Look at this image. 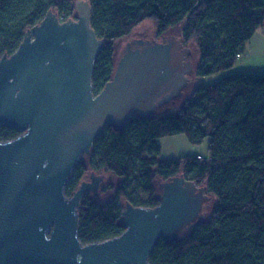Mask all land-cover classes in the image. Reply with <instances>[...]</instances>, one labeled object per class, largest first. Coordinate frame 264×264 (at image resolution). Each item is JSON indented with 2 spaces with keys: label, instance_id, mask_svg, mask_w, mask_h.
Returning a JSON list of instances; mask_svg holds the SVG:
<instances>
[{
  "label": "trees",
  "instance_id": "obj_1",
  "mask_svg": "<svg viewBox=\"0 0 264 264\" xmlns=\"http://www.w3.org/2000/svg\"><path fill=\"white\" fill-rule=\"evenodd\" d=\"M73 1L0 0V56L14 52L26 30L50 9L62 20L75 18ZM89 1L92 26L105 39L93 74L96 93L114 74L117 42L147 19L154 21L158 35L184 23V39L199 44L197 71L203 75L232 67L264 22V0ZM176 134L196 143L208 138L209 158L161 157L159 138ZM18 135L17 128L0 125V140ZM88 172H108L119 183L106 201L82 198L79 236L84 242L120 235L127 201L155 206L159 181L184 173L205 185L212 199L183 239L158 240L151 264H264V75L230 74L199 84L176 110L106 126L71 173L68 195Z\"/></svg>",
  "mask_w": 264,
  "mask_h": 264
},
{
  "label": "water",
  "instance_id": "obj_2",
  "mask_svg": "<svg viewBox=\"0 0 264 264\" xmlns=\"http://www.w3.org/2000/svg\"><path fill=\"white\" fill-rule=\"evenodd\" d=\"M73 4L75 18L50 9L14 52L0 56V125L20 131L0 140V264H151L159 239L180 241L205 216L212 199L205 185L184 173L163 180L159 204L127 201L124 231L90 243L79 236V207L94 182L83 180L71 196L65 186L106 126L182 96L191 50L175 36L125 47L96 93L105 39L92 26L90 1Z\"/></svg>",
  "mask_w": 264,
  "mask_h": 264
},
{
  "label": "rangeland",
  "instance_id": "obj_3",
  "mask_svg": "<svg viewBox=\"0 0 264 264\" xmlns=\"http://www.w3.org/2000/svg\"><path fill=\"white\" fill-rule=\"evenodd\" d=\"M183 25L181 23L172 27L163 35H158L157 27L152 19L145 20L142 24L137 26L132 32L117 42L116 57H120L127 42L133 38H155L166 39L168 36H175L181 40L186 47L191 50V62L193 70L190 73V82L187 87L184 88L183 94L175 102H168L157 108V112H161L165 109L176 110L183 103V101L189 97L195 86L199 84L214 83L224 76L230 74H254L264 75V22L257 29L253 37L245 44L240 51L236 63L225 70L217 71L211 74L203 75L198 73V65L200 63V47L196 41L187 42L184 39ZM158 142L161 146V157L165 159H178L184 155H197L206 159L209 158L208 142L209 139H205L202 142H193L185 134H176L160 137ZM103 176L106 183H103L100 190L97 193H90L92 197L99 200L106 201L113 195V188L119 183V178L109 174L108 172L98 173ZM161 179L160 182H162ZM112 185V186H111Z\"/></svg>",
  "mask_w": 264,
  "mask_h": 264
},
{
  "label": "flooded vegetation",
  "instance_id": "obj_4",
  "mask_svg": "<svg viewBox=\"0 0 264 264\" xmlns=\"http://www.w3.org/2000/svg\"><path fill=\"white\" fill-rule=\"evenodd\" d=\"M171 37H173V36H168L167 39H169V38H171ZM154 39H155V38H151V39H149V38H133V39H131V40H129V41L127 42V44H126L125 47H128V46H129V47H132V48L143 47V46H145V45H143V44L146 43L145 41L148 42V41H152V40H154ZM83 180H89V181H93V182H94V184H93V189L89 192V195H90V193H92V192L96 193L97 191H99L101 185H102L103 183H106V181L104 180L103 176L100 175V174H98V173H96V172H88V173L85 175V177H84ZM83 180H82V181H83Z\"/></svg>",
  "mask_w": 264,
  "mask_h": 264
}]
</instances>
